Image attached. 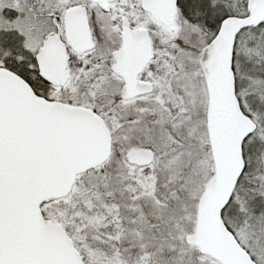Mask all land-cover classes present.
Returning <instances> with one entry per match:
<instances>
[{"label": "rangeland", "instance_id": "374dc122", "mask_svg": "<svg viewBox=\"0 0 264 264\" xmlns=\"http://www.w3.org/2000/svg\"><path fill=\"white\" fill-rule=\"evenodd\" d=\"M208 2L213 7L206 17L209 27L204 20L203 25L178 23L183 27L178 28L181 44L173 48L174 62L166 68L171 70L168 92L142 98L143 107L129 119L126 109L125 118L116 114L109 97L73 100L94 106L105 119L116 118L117 135L122 128L133 135L119 146L121 160L109 158L77 173L66 196L40 206L45 222L63 228L83 264H220L184 239L194 229L198 201L214 174L206 129L208 95L197 55L214 35L213 26L221 14L241 17L248 10L246 0ZM192 4L203 6L201 0ZM232 69L236 98L256 125L242 145L244 152L258 141L243 155L249 165L244 173L256 182L236 183L232 210L227 205L221 220L254 262L264 264V215L253 212L249 203L251 191L264 198V149L256 152L257 145L264 147V111L255 109L264 102V23L238 33ZM49 94L52 99L61 98L58 87ZM123 105L119 100L114 106ZM130 149L148 150L153 158L149 164H130L124 157Z\"/></svg>", "mask_w": 264, "mask_h": 264}, {"label": "water", "instance_id": "95a60500", "mask_svg": "<svg viewBox=\"0 0 264 264\" xmlns=\"http://www.w3.org/2000/svg\"><path fill=\"white\" fill-rule=\"evenodd\" d=\"M246 8L244 16L223 20L198 53L214 174L184 239L220 264H256L221 220L245 168L243 142L256 128L236 98L232 58L239 31L264 23V0H246ZM110 149L93 111L38 99L27 82L0 69V264H83L63 228L44 221L40 204L66 196L75 175L105 161ZM152 158L145 149L126 153L138 165Z\"/></svg>", "mask_w": 264, "mask_h": 264}, {"label": "flooded vegetation", "instance_id": "af4514ba", "mask_svg": "<svg viewBox=\"0 0 264 264\" xmlns=\"http://www.w3.org/2000/svg\"><path fill=\"white\" fill-rule=\"evenodd\" d=\"M188 6L187 0H0V69L27 82L38 99L96 113L110 135L106 160H121L119 146L132 133L122 128L117 135L116 118L73 100L109 97L116 114L125 118L126 109L129 119L143 107L142 98L168 92L166 68L181 44L178 23L202 24L189 18ZM54 87L61 97L56 100L49 94ZM119 100L124 105L114 106Z\"/></svg>", "mask_w": 264, "mask_h": 264}, {"label": "trees", "instance_id": "16d2710c", "mask_svg": "<svg viewBox=\"0 0 264 264\" xmlns=\"http://www.w3.org/2000/svg\"><path fill=\"white\" fill-rule=\"evenodd\" d=\"M193 1L194 0H187V3L190 5V6H188V7H186V8H184V10H186L187 9V12L190 14L189 15V18L191 19V20H204V23L207 25V21H206V17H207V15L211 12V10H212V8L213 7H210L209 6V2H208V0H201V2L203 3V6H200V5H196V4H192L193 3ZM233 15L232 13H223V14H221L220 16H219V19H224V17H227V16H229V15ZM256 28V27H255ZM254 28V29H255ZM248 29H253V28H248ZM257 111H264V102L263 103H260V104H258L257 103V107L255 108ZM255 143H258V141H256L255 142V140H254V142H252L251 144H250V147L247 145V147L246 148H244V152H243V155H245V157H246V155H248V153H249V151L251 152L252 151V149L254 148V145H255ZM262 149H264V147H263V144H259V145H257L256 146V152H257V154L259 153V151L260 150H262ZM255 156V155H254ZM257 156V155H256ZM257 158V157H256ZM248 167H249V165H248V163L245 165V168H244V171H243V173H242V175L239 177V179H238V183H240V182H242V184L241 185H247V186H249V185H255L254 183L256 182L255 180H252L250 177H248L244 172H246L247 170H248ZM246 178H248V179H246ZM237 183V184H238ZM239 185V184H238ZM240 186V185H239ZM50 201H52V200H50ZM254 201V202H253ZM44 203V202H43ZM42 203V204H43ZM249 203H250V205H251V207H253V212H255V213H260V214H262V215H264V198L262 197V195H260V194H258V193H254L253 191H251V196H250V198H249ZM41 204V205H42ZM230 204V205H229ZM228 205V209L230 208L231 209V207L233 206V204L232 203H230V201H229V203L227 204ZM227 207V206H226ZM232 210V209H231Z\"/></svg>", "mask_w": 264, "mask_h": 264}]
</instances>
